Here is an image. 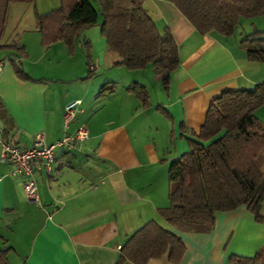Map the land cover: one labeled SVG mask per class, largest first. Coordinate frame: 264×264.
I'll use <instances>...</instances> for the list:
<instances>
[{
  "label": "crops",
  "instance_id": "0c3cea01",
  "mask_svg": "<svg viewBox=\"0 0 264 264\" xmlns=\"http://www.w3.org/2000/svg\"><path fill=\"white\" fill-rule=\"evenodd\" d=\"M144 6L160 28L172 31L180 57L169 91L157 82L156 100L148 107L127 91L132 84L143 85L139 74L116 67L127 83L99 97L105 84L119 81L103 72L98 76V68L88 78L89 70L86 74L83 65L78 69L72 63L35 69L49 53L65 55L66 45L43 48L37 24L6 33L5 42L24 47L28 56L7 51V58H0V100L13 122L0 117V143L5 134L12 145L29 149L40 133L53 145L81 127L88 130L83 142L56 150L50 172L42 162L36 164L38 202L27 199L25 178L13 174L15 166L0 161V251L10 249L11 264H118L121 248L150 221L183 240L180 264H228L231 255L253 257L264 248V221L257 222L246 207L217 213L208 234L181 232L159 215L170 205V164L189 151V139L200 134L210 103L224 93L264 85V65L250 61L241 49L248 33L202 36L169 1L145 0ZM24 59V67L33 66L34 71L24 70L35 81L16 76L11 61ZM78 100L82 105L66 128V106ZM256 116L264 122V106ZM148 264L172 263L165 254Z\"/></svg>",
  "mask_w": 264,
  "mask_h": 264
},
{
  "label": "trees",
  "instance_id": "16d2710c",
  "mask_svg": "<svg viewBox=\"0 0 264 264\" xmlns=\"http://www.w3.org/2000/svg\"><path fill=\"white\" fill-rule=\"evenodd\" d=\"M145 0H60L58 8L45 14L36 13L41 46L49 48L62 42L70 54L82 32L98 25L107 51L117 57L115 67L145 70L152 65L155 76L166 92L171 75L180 66L179 47L172 31L160 28L144 6ZM190 22L202 36L210 33L230 37L236 33L242 19L264 17V0H167ZM13 4L36 6V0H0V55L16 51L18 58H27L24 47L7 44L5 33ZM88 65L92 70V44L83 43ZM248 59L264 65V30L255 29L240 41ZM16 76L23 81H35L23 68V63L11 61ZM115 83L105 84L98 94L105 97L115 91ZM127 91L134 94L144 107L149 106L146 87L132 84ZM264 106V85L252 91H233L214 99L207 110L205 123L196 136L189 139L190 149L170 164L169 201L159 215L181 232L208 234L216 225V214L241 207L264 221V122L256 111ZM164 111L162 108H157ZM0 117L12 122L0 100ZM13 123V122H12ZM7 143V135L3 140ZM11 144V143H10ZM10 249L0 251V264H11ZM186 253L183 240L150 221L138 229L121 248L118 264H148L168 254L172 264H180ZM228 264H264V248L253 257L231 255Z\"/></svg>",
  "mask_w": 264,
  "mask_h": 264
},
{
  "label": "rangeland",
  "instance_id": "374dc122",
  "mask_svg": "<svg viewBox=\"0 0 264 264\" xmlns=\"http://www.w3.org/2000/svg\"><path fill=\"white\" fill-rule=\"evenodd\" d=\"M94 6L97 8V4L95 0H92ZM60 5V0H55V3L52 2V0H36V6L33 5H18L13 4L10 8L9 12V18H8V24L6 33L9 32V34H15V31H21L22 29H33L34 26H36V13L45 14L53 9L58 8ZM101 23L102 18L99 17L98 25H95L93 27H90L86 30H84L80 36V39L76 43V52L71 55L66 51L65 55L58 54L54 57V53H49L44 59L42 64H39V66H35V69L41 70V65H56L57 61L60 62V64L65 63H72L75 66H77L78 69L83 67L86 70V74H88V67H87V60L85 56V48L83 47L84 40H88L93 45L92 48V57H93V64L97 66V75H101L102 72L105 73L104 76H109L114 79H117L119 81L115 84L120 89L122 87V84H126L128 81L127 77L124 78L123 75H121L120 71H117L116 67L114 66V61L117 59V57L107 51L106 48V40L101 34ZM16 29V30H15ZM255 29L264 30V17H257L253 19H242L240 25L238 26L236 33L244 36L248 33H252ZM23 31V30H22ZM21 31V32H22ZM5 33V35H6ZM32 36L30 33H27ZM63 44V43H62ZM7 51H3L0 55V58H7L6 53ZM27 59H24L23 61V68L28 71H34L33 66L27 68V64L24 67ZM24 70V71H25ZM124 72L126 74H139L138 78H136L138 81L143 83L144 87H146L148 94H149V100L150 102H155L156 96H155V86L156 83L161 84V80L158 79L155 74L152 65H149L145 70L142 71H136L137 73H131L130 71H127L126 69ZM43 73V72H42ZM125 79V82H121ZM130 79V78H129ZM138 83V82H137ZM157 83V84H158ZM142 85V86H143ZM93 102L97 107H101L100 101L93 100ZM97 102V103H96ZM264 154V152H263Z\"/></svg>",
  "mask_w": 264,
  "mask_h": 264
},
{
  "label": "built area",
  "instance_id": "2783aa9c",
  "mask_svg": "<svg viewBox=\"0 0 264 264\" xmlns=\"http://www.w3.org/2000/svg\"><path fill=\"white\" fill-rule=\"evenodd\" d=\"M3 64H0V71L3 70ZM96 65L92 66V70L96 71ZM82 101L78 100L66 106L64 115V125L69 127L75 120ZM88 138V130L81 127L75 136L66 135L53 145H47L44 133H40L34 142L32 148L20 149L10 143L1 141L0 161L2 163L11 162L15 166L14 175H21L25 178L24 191L29 201H39V187L34 177L35 166L38 162H42L47 171H51V167L55 162V153L58 148L71 149L76 143L83 142Z\"/></svg>",
  "mask_w": 264,
  "mask_h": 264
}]
</instances>
